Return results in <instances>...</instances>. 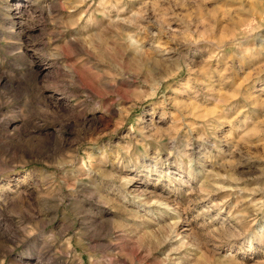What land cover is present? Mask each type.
I'll return each instance as SVG.
<instances>
[{
    "label": "clouds",
    "instance_id": "clouds-1",
    "mask_svg": "<svg viewBox=\"0 0 264 264\" xmlns=\"http://www.w3.org/2000/svg\"><path fill=\"white\" fill-rule=\"evenodd\" d=\"M27 4L0 0V264H143L169 242L164 264H264V92H216L264 73V0ZM196 129L215 154L175 150ZM201 171L215 223L182 237L137 178ZM130 208L175 219L129 253Z\"/></svg>",
    "mask_w": 264,
    "mask_h": 264
},
{
    "label": "rangeland",
    "instance_id": "rangeland-1",
    "mask_svg": "<svg viewBox=\"0 0 264 264\" xmlns=\"http://www.w3.org/2000/svg\"><path fill=\"white\" fill-rule=\"evenodd\" d=\"M16 2L20 3L25 9L28 6L27 0H16ZM223 39L226 40L228 37L225 36ZM204 59H207V57H204ZM236 63H238V60L234 57V67ZM250 72H252V67L246 68L244 73H242L238 78H235L229 85H225L223 89L218 87L216 90L217 95H224L230 98L235 95L234 89L239 88V90L244 92L245 95L251 97H261V93L264 92V73L256 77V83L254 85L251 82H249V84H244V76ZM170 74L174 76L175 72ZM187 75V72H181L180 77L177 78H186ZM169 83H171V81H169ZM216 111L217 107L213 103H208L204 106L205 116H211ZM196 123H199V121ZM200 132V129L194 130L190 134V139H178L173 142V147L177 152L186 156L192 155L197 149L204 157H209L215 154V150L210 147L211 137H205L201 140L195 139ZM260 134H264V132H261ZM225 150L227 151L228 149L225 148ZM168 167L173 168L174 166L169 165ZM209 167H211V165H209ZM253 167L257 169L264 167V161H251L249 168ZM206 179H209V177L202 171L192 177H189L185 173L183 183H169L168 177L166 176H157L155 179L150 181L140 180L137 178V182L142 185V187L137 189V191H142L152 197H167L169 200L175 201L182 210V215L180 217L181 223L175 228V231L183 237L197 230L206 222L212 221V218L217 216L216 209H213L209 213L203 215L201 214L205 208L211 207L218 199L216 196L209 200H201L198 198L201 184ZM235 202L236 198L233 197V199L229 201V204H234ZM229 210V208H225V211L220 213V217L225 216ZM174 219V216L164 214H148L139 212L135 208H130L127 214V223L131 225V228L129 230V239L126 241L129 253H131L132 249L138 242H148L146 239L147 234H157L158 232H166L170 230V226L173 224ZM212 222L215 223V221ZM176 243H179V241ZM173 247H175V244L172 242L165 244L158 251H153L152 255L144 260L143 264H164L165 257ZM141 255H143V253H141ZM172 255L177 256L179 253L173 252ZM262 258L264 257L260 255L254 257V259ZM125 264H134V261L132 258H127L125 259ZM168 264H172L171 257H168Z\"/></svg>",
    "mask_w": 264,
    "mask_h": 264
}]
</instances>
